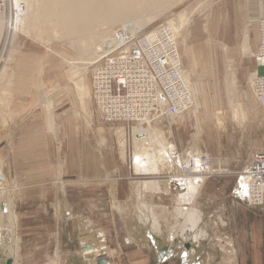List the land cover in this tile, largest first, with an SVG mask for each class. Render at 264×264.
Returning <instances> with one entry per match:
<instances>
[{
	"label": "rangeland",
	"instance_id": "1",
	"mask_svg": "<svg viewBox=\"0 0 264 264\" xmlns=\"http://www.w3.org/2000/svg\"><path fill=\"white\" fill-rule=\"evenodd\" d=\"M37 4L36 1L32 6L36 7ZM245 5V0H179L173 5L170 4L165 10H156V16L148 22L145 28L135 34L137 36L148 33L154 28L165 26L182 11L188 14L183 28H180L181 25L178 22L179 35L177 40L181 64L185 68L184 70L189 71L191 86L193 89L195 87L194 92L197 105L190 113L173 120L170 128L172 143L179 154L184 156L190 153L192 156H189V159L193 157V153L188 148V141L191 135L197 142V149L193 151L194 155H202L203 158L209 157L212 161L208 165L210 169L206 172L204 181L201 183L205 191L212 194L216 192L226 194L223 195V199L221 200L216 198L217 195H213L212 201H207L209 207L204 205L205 200L202 198L203 210H201L203 212H215L218 209H223L226 201L224 197L227 198V201L233 202V204L236 203L237 199L232 194H235L236 190L234 188H236L239 173L248 166L255 153L264 149V107L260 105L249 87V74L251 72L242 81L236 83L234 71L229 69L230 64L225 59L223 65L220 60L219 66L218 61L213 62L212 66H214V69L212 71H209L206 67L208 61L210 62L212 58L216 60L219 57L216 56L217 54L206 56L205 51L208 50L209 53H215L216 50L213 49L219 46L217 45L218 43H225L226 37H232L233 41H235L234 37H237L238 33L240 36L239 43L242 46L244 34L248 31L249 36L247 41H254L256 47L259 37L256 23L258 22V18H260L259 16L261 14L263 16L264 0H254L253 3H248L247 8ZM260 6L263 8L261 9L262 11H259ZM19 7H24V3L21 2ZM16 9L15 0H0V14L3 17L6 16V19L11 16L12 27L9 31V29H6L7 25L5 28L3 23L0 25V76L1 69L4 66L7 67V72L5 76H2V79L12 74V85L6 94V98L9 99L8 110L9 114H11V121L8 124L6 123V126L1 127L2 118L0 116V173L4 174L3 176L6 179L0 187L15 190V194L12 196L15 197L14 203L16 205L14 212L16 215L14 219H8L5 224L6 227L14 225L16 228V246L18 245L19 249L18 246H15V250L17 249V257L15 256V258L20 259L23 255L22 264H47L49 260L44 259L43 252L46 250L50 251V248L53 247L54 240L52 236H56L59 239L62 247L65 245L64 235L66 234V229L64 230L63 226L60 225L66 223L67 220L63 218L61 222L59 221L60 223L57 221L54 224L56 218L52 217L55 216L53 212L61 211V206L58 207L57 204L62 201V197L60 196V200H53L51 198L53 195L55 198L57 196L56 191L60 189V183L55 184V182L59 181V179L67 180L64 188L67 202L85 207L92 206V208L96 209L95 212H99L98 215H103L102 222L98 219L100 218L97 217L98 215L94 219L100 225L107 222V217H109V213L113 210L114 200L111 199L105 184L86 187L83 183L69 181L77 175L82 177L85 174L80 172L77 166L65 169V160L63 158L65 155L63 154L58 157V154L55 152L56 144L58 143L57 138L52 140L51 138H47L44 143L45 147L48 148V153H45L47 165L45 167L36 165L41 164L43 161V142L41 141V137L44 135H40L35 131V123L31 124V117L28 115H44L45 128L53 136H56L58 133V123L61 120H57L56 115H69L68 121H72L74 117L78 119L83 130L81 128V134H79L76 141L70 142L71 148L69 152L66 151L65 153L67 157L68 154L71 156L72 149L75 151L73 152L75 157L80 155V162H84V170L87 173H89V167L92 164V160L89 161L87 157V150L92 147L96 148L97 146L104 149L106 147L104 146L105 143H108L117 152L119 147L116 131L118 128L124 127L126 136L125 157L124 161L121 162V170L119 171L118 191H124L123 189L128 181L145 180L143 184L147 181H152L150 186H157L159 180L155 178L158 176L159 178L168 179V182L170 181L169 183L172 185L175 182L170 180L169 175H166V173L153 170H142L143 172H135L133 170L131 161L133 127L136 126L134 121L119 120L105 122L102 116L100 118L99 115H96L89 95H91L92 91L91 79L93 72L91 66L97 58L93 62L91 61V64H88L84 89L86 93L84 100L86 111H82L69 72V62L78 58L75 53L76 49L66 39L51 38V40H45L36 38L37 28H35L36 30L34 29L32 34H26L22 31V27L16 25V21H19L20 18ZM124 21L114 29L116 30L121 27ZM129 26L132 27L131 25ZM255 47L253 50L251 48L248 52L249 54H244L243 52L242 54L248 55L247 57L253 61L252 53L253 51L255 53L257 50V47ZM11 49H14L15 52L12 56H8ZM76 61L82 62L79 58ZM257 72L258 74H262L263 69L259 68ZM46 90L48 91V99L46 98V100L53 106L52 121L54 127L52 126L51 128H49L45 117L46 109L43 107V102L45 101L44 92ZM237 103L240 104L241 110L246 115L245 122H240L239 118L233 115V108H235ZM208 104L209 113L216 115H204L203 108ZM0 109H2L1 104ZM5 115L9 117V115ZM164 121L167 122V120ZM99 130H102V132H99ZM45 136H47V133ZM104 151L102 153H107V151ZM207 153L209 154L208 156H206ZM51 159L53 161H50ZM222 159H226V161ZM105 160L108 161L107 158ZM115 160V164L118 165L120 160L118 158ZM189 161L190 165H192L191 159ZM72 163L76 162L73 161ZM72 163L70 160V164ZM106 163L113 165V161ZM206 168L208 167H201V169L205 170ZM132 171L137 174H134ZM196 173L195 170H188L184 175L191 176L189 179H192ZM97 175L100 177L104 176V174ZM41 187L45 188L44 191L40 190ZM178 187L181 186L178 185ZM147 190L150 193L152 192V196L157 193V191L152 189ZM38 192L44 198L40 200L36 199ZM150 193L148 194L150 195ZM11 194L12 191L9 195L11 196ZM193 197L190 204L194 201ZM166 200L167 198H165ZM94 204L96 205L95 207H93ZM151 205L150 207H154L155 204ZM246 207L258 213H264V209L250 208L247 205ZM189 209V213L195 211L193 207H189ZM201 210L196 206L195 212L199 213ZM159 211H155L156 218H158L157 213ZM184 211L187 212L188 209L186 208ZM232 212V209L229 208V214H232ZM9 214V216L12 215L11 212ZM45 225L49 231H51L50 228L59 225L56 228L60 229V232L58 230L54 231V233H57L54 235H51L53 232H43V226ZM181 229L183 230L184 228L181 227ZM222 229H225L224 225L221 226L214 223L212 235L208 240H212V245L215 246L221 238L220 242L223 245L227 244L224 247L226 246L225 249L231 254V264H236L233 242L229 237V233ZM110 231L111 240L110 244L108 243L109 263L134 264L130 255L133 248L125 247L123 243L118 242L116 239L113 242V236L116 233L113 232L112 227ZM48 234L51 235L48 237L49 239L47 238ZM199 245L197 256H200L204 251L203 246L199 247ZM218 250L220 251L219 247L213 249L212 256L214 258L212 257V264H219L221 262L222 256L218 255ZM216 251L218 254L214 255ZM3 255L5 254H3L2 248H0V264H4L2 263ZM193 259H189L188 261L187 258L183 259L181 257L177 261L179 262L178 264H203V262L208 264V259L206 261L203 257H199L197 263Z\"/></svg>",
	"mask_w": 264,
	"mask_h": 264
},
{
	"label": "crops",
	"instance_id": "2",
	"mask_svg": "<svg viewBox=\"0 0 264 264\" xmlns=\"http://www.w3.org/2000/svg\"><path fill=\"white\" fill-rule=\"evenodd\" d=\"M253 2L254 0H245V7L247 8L248 3ZM237 35V37H234L235 41H233L232 37H226V44L222 42L218 43L217 45L219 46L213 49L216 50L217 53H209L208 50L205 51L206 56H213L217 54L216 56L219 57L216 58V60H213L212 58L210 62L208 61L206 63V67L208 68V70L212 71L214 69V66H212L213 62L218 61L219 66V60L223 65V61L225 59L226 62L230 64V70L234 71V79H236V83L242 81L246 75L257 69L256 63L253 58L254 51L252 53V58L254 61L253 64L252 59L247 57L248 55L242 54L243 49L241 44L239 43L240 36L238 33ZM249 46L250 50L251 48L253 50L255 47V42L249 40ZM227 59H229L230 61ZM208 107L209 104L205 105V107L203 108L204 115L212 114L209 113ZM28 116L31 117V124L35 123V131L40 135H44L41 137V141L43 142V161L41 164L36 165H41L44 167L47 165V161H45V153H48V148L45 147L44 143L46 142L47 138H51V140L57 138L58 143L56 144L57 147L55 148V152L58 154V157L62 156L63 154L65 155V157H63L65 160V169H68L71 166H77L79 167L80 172H83L85 174V176L82 177L77 175L74 179H71L69 181L83 183V185L86 187H89L90 185L105 184L108 188V193L111 199L114 200L113 210H111V212L109 213L107 222L100 225L96 220H94L96 219V216L99 214V212H95L96 209L92 208V206L85 207L74 203L69 204L67 202L66 192L64 191V188L66 186L65 182H67V180L64 181L59 179V181L55 182V184L58 182L60 183L59 187L61 190L58 188L59 191H56L57 196H55L54 198L53 195L51 196V198L53 200H60V196L62 197V201L58 202L57 204L58 207L61 206V211H58L56 213L53 212L55 216L52 217L56 218V222L54 224H56L57 221L61 222L63 218L67 220L66 223H62V225H60L63 226L64 230L66 229V234L64 235L65 245L64 247H62L60 245L59 239H57L56 236H52L54 240L53 247L50 248V251L46 250L43 252L44 259L49 260V263L47 264H110L108 256V243L110 244L111 240V227L113 229V232L116 233V237L113 236V242L114 239H116L118 242L123 243L125 247L133 248L130 255L133 259L134 264H178V261L181 257L183 259H192L193 257V260H195L196 263L199 257H203L206 261L207 259L211 261L213 254V245H211L212 240L208 239L212 235L214 223L216 225H224L225 229L222 230L229 233V237L233 242L232 244L234 247L236 264H264V213H258L257 211L248 209L246 205H242L243 203L241 204L239 201H237L238 199L235 197L234 193L232 195L237 199L235 201L236 203L234 202L235 204H233V202L227 201V198L224 197V200L226 201L223 205V209H218L215 212H203V204L201 202L202 198L205 200L204 205H207L209 207V203H207V201H212L213 195H217L216 198L221 200L223 199V195L226 194L223 192H216L215 194H212L208 191H205L204 187L201 184L200 191L193 197V203L177 208L175 199L177 193H179V191H182L181 188L177 186L175 187L172 184L169 185L167 183V179L159 178V176L155 179L159 180L163 192L160 191L158 193H155L154 196H152V192L150 193V191H148L147 189L144 190L143 188H141V184H143L145 180L128 181L125 185V188L123 189L124 191H118V176L119 171L121 170V162L124 161V158L120 157L119 151L116 152L115 149H113L108 143H105L104 146L106 147L104 149L100 148V146L88 149L87 157L89 161L92 160V164H90L89 173H87L86 170H84V162H80V155H77L75 157L73 155V152L75 151H73L72 149L71 156L70 154H68L67 157L65 153L66 151L69 152L71 148L70 142L73 140L76 141L79 134H81V128L83 130V127H81L80 121L78 119L74 117L72 121H68L67 118L69 115H56L57 120H61L58 123V133L56 134V136H53L45 128L44 115ZM99 132H102V130H99ZM46 133L47 136H45ZM196 143V139H194L193 136L191 137L190 135L188 141V148L190 152H193L195 151V149H197ZM103 150L107 151V153H102ZM106 158L108 159V161L105 160ZM117 158L120 160L118 162V165L115 164V159ZM70 160L71 163L73 161H75L76 163L70 164ZM222 160L226 161V159ZM50 161H53V159H51ZM112 161L113 165H109L106 163ZM102 168H104L103 171H101ZM132 172L134 173V171ZM97 174H104V176L100 177ZM3 180H6L4 176ZM44 189V187L40 188L41 191H44ZM148 193H150V195ZM36 197V199L38 200L44 198L43 195L40 194V192H38V195ZM165 198H167L166 201L169 202H166ZM195 200H197L198 205ZM143 203H154L155 205L160 206L158 207L160 211L157 213V229H160V231H154V225L152 224L151 218L149 220H146V218H144L147 212L145 210L147 205H145V209H143ZM140 204L142 205L141 209H143L141 211L136 209L138 207L136 205ZM95 206L96 205L94 204L93 207ZM187 206L195 208V211L196 206L199 210L202 209L199 212V215L203 218L199 220V225L198 223L194 222L186 224L182 223L183 218L182 216H180L181 213H179V211H184ZM229 208L232 209V214H229ZM150 211H153L155 213V208L150 207ZM67 212L69 213V216H64ZM97 217H100L98 219L102 222L103 215H98ZM104 221H106V219H104ZM175 221L177 222V224ZM173 223L177 225L176 226L174 224V226H176V229L174 228ZM203 225L205 226L203 227ZM55 226L58 227L59 225ZM56 227L50 228L51 231H49L48 229H46L47 227L45 225L43 226V232H53L51 235L57 234L54 233V231L58 230V232H60V229H57ZM180 227H183L184 229L182 230ZM198 230L204 231L205 235H200L198 238ZM99 232H101L102 234ZM157 234L158 236L156 237L155 235ZM175 234L177 236H175ZM51 235L48 234L47 238ZM198 240L200 241L199 246L202 245L204 247V251L202 252L201 256H197L198 253L196 251L198 250ZM182 248L185 249L182 250ZM208 257L211 258L209 259ZM22 259L23 255L20 259H16V264H22ZM164 259L166 261H164Z\"/></svg>",
	"mask_w": 264,
	"mask_h": 264
},
{
	"label": "bare ground",
	"instance_id": "3",
	"mask_svg": "<svg viewBox=\"0 0 264 264\" xmlns=\"http://www.w3.org/2000/svg\"><path fill=\"white\" fill-rule=\"evenodd\" d=\"M36 1L38 3L37 6L33 7L32 5ZM178 1L179 0H15L16 7H17L16 10L20 15L19 21H16V25L18 27L19 26L22 27L23 28L22 31H24L26 34H32L34 32V29L37 28L38 32H36L35 34L36 38L45 39V40L46 39L51 40V38H58L60 40L66 39L69 44L74 46V49H76L75 53L78 56V58L82 60V62L81 61L80 63L77 62L76 59L78 58H76L74 61L69 62L70 78L73 81L76 94H77V98L80 101V109L82 111H86L84 107V100L86 98V93L84 89H85V77H86V72L88 69V64L91 61L93 62L97 58L96 59L97 61L95 60V62L92 64V66L93 65L95 66L98 63L100 57L107 55V53L109 52H112L113 48L115 49V46H116L115 34L120 32V29H125L129 35H134L140 32L143 28H145L148 22L151 21L156 16L157 14L156 10L158 11L165 10L170 4L173 5L174 3ZM21 2L24 3V7H19ZM261 9L263 8L260 6L259 11H262ZM187 16L188 14H185L183 11L180 12L175 18H172L167 23V25L165 26V29L168 31V34L172 37V40L174 39V42H173L174 46L175 44L177 45L173 60L176 66L178 67V78L180 80L181 85L186 90L187 100L190 103H192V105L188 107L185 112H183L184 107L182 108L181 106H178V111L175 114H173L169 112L170 104H166V106L164 107V115L161 114L162 116H159L157 117V119H153L152 121L148 120L146 115H142V117L145 118V121L140 119L137 121L136 126L133 127V143H132L133 150H132V161H131L132 162L131 166H133V170L135 172H141L142 170L158 171V172L166 173V175L168 174L170 180H173L175 182L173 184L175 187L176 186L178 187L179 184H183V186L180 187L183 191H179L175 199L177 203L176 206L179 208L182 207L183 205L190 204V202L192 201L191 198L194 196V194L198 192L201 186V183H203L204 181L205 174H207L206 172L203 173L199 171L196 174H194L192 179H189V177L191 176L188 177L187 175H184L185 172L182 169V165L188 164L189 156H192V155H190V153L184 156L179 154L176 151V148L174 147L172 140H171L170 124L172 123V121L183 116L184 114L186 115L190 113L197 105L195 92H194L195 87L193 89V87L191 86L192 83H190L189 71L184 70L185 68H183L181 64L179 44L177 40L178 35H179L178 22L181 25L180 28H183V25L186 22L185 20H187ZM261 16L262 14L259 16L260 18H258L257 25L261 19ZM123 21L124 23H122V26L115 30L114 28H117V26L121 24V22ZM2 23L4 24V28L7 25L6 29L7 30L9 29V31L11 30L12 28L11 27V16H9L8 19H6V16L3 17L2 14H0V25ZM128 24L131 25L132 27H130ZM154 29L153 31L150 32V37L152 38L154 37V35L157 34V31H154ZM248 36H249L248 31H246L244 34L243 44H242V49H243L244 54H249L248 52L250 51L249 42L247 41ZM156 41L157 40H148L149 45H150V49L148 52H150L151 59H154V57H152L151 55L152 54L151 46L154 45ZM156 47L159 49L158 45ZM14 52L15 50L11 49L8 53V56H12ZM156 57L157 55L155 56V58ZM253 58H254V54H253ZM258 69L259 67H257V69H255L249 75L250 76L254 75V72H257ZM1 70L2 71H1V76H0V104L2 106V109H0V116L2 118L1 127H3V126H6V123L8 124L11 121V118H10L11 114H9V110H8L9 99L6 98V94L8 93L10 86L12 85V79H11L12 74L11 76L9 75L8 77L7 75V77L2 79V76H5V73L7 72V67L4 66L2 67ZM231 81H232V77H231ZM44 96H45V99H44L45 101L43 100L44 101L43 107H45L46 109L45 117L49 125V128H51L53 126V121H52L53 106L50 102H48V100H46V98L48 99L47 90L44 92ZM89 98H90V101L92 102L91 95H89ZM233 109H234L233 115L238 117L240 122H245L246 115H244V112L241 110L240 104L237 103L235 105V108ZM5 114L9 115V117L6 116ZM164 120H167V122H165ZM240 124H243V123H240ZM245 127L243 128L245 129ZM124 130H125L124 127L123 128L120 127L116 131V137H117V142H118V147H119V150H118L119 155L120 157H123V158L125 157V144H126L125 143L126 136H125ZM192 153H193V157H190V159L191 158L194 159L193 169L198 170L199 169L198 167H200V165L202 164V160L200 159L202 155L196 156L194 155V152ZM208 155L209 154L207 153L206 156ZM211 163L212 161L208 159V165ZM4 182L5 180H3V176L0 173V185H2ZM169 182L167 179V183L171 185ZM151 183L152 181H147L143 185H141V188L152 189L154 191H157V193L162 191L160 182L157 186H150ZM243 185L246 188L248 187V184L246 182H243ZM11 191H12V194L10 196L9 193ZM237 191L238 192L236 194L237 195L241 194L243 197L249 194V193H245V191L242 188L239 189V187ZM251 193H254V192H251ZM14 194H15V190L13 189L10 190L7 188L0 187V203H4L5 205L4 206L5 211L0 210V216H1L0 248H2L3 254H5L3 255V258H2V263L4 264L6 262V259H11V264L12 263L16 264V258H15L16 252H17V249L15 250V246L17 242L16 228L14 227V225L9 226V227H6L5 225L8 219H14L16 215V213L14 212L15 205H16L14 203L15 197L12 196ZM145 205H147L146 209H145ZM136 206H138L136 209L140 211L143 209L147 211L144 218H146V220H149L151 218L152 224L154 225L153 226L154 231L155 230L160 231V229H157L158 218H156V213H154L153 211L152 212L150 211V206L152 205L143 203V206L141 204L136 205ZM141 206L143 209H141ZM154 208H155V211L160 210L158 206L154 205ZM187 209H188L187 212L179 209L180 210L179 213H181L180 216H182L183 218L182 223L183 224L193 223V222L198 223L199 220L202 218L199 215V213L195 211L189 213L190 209L188 206H187ZM10 212L12 214L11 216H9ZM64 216H69V213H65ZM174 224L175 223H173V226ZM176 226H174V228ZM153 229H150V230H153ZM198 232H199V235H198ZM198 232H197L198 236L205 235L204 231L202 230L200 231L198 230ZM155 236L157 237L158 234ZM221 240L222 239L220 238L217 241L219 245L216 243L215 246L213 245L214 247H212V249H215L217 247H219L220 249V251L218 250L219 254L216 251L214 252V255L218 254L219 256H222V259L220 258L222 264H231V260H232L231 254L230 252H228V250L225 249L226 246L224 247L226 243L223 245L222 242H220ZM184 249L182 248V250ZM164 261L166 260L164 259ZM188 261H189V258H188ZM209 261L210 260H208L207 262L208 264L213 263ZM203 264L205 263L203 262Z\"/></svg>",
	"mask_w": 264,
	"mask_h": 264
},
{
	"label": "built area",
	"instance_id": "4",
	"mask_svg": "<svg viewBox=\"0 0 264 264\" xmlns=\"http://www.w3.org/2000/svg\"><path fill=\"white\" fill-rule=\"evenodd\" d=\"M165 26L155 28L157 34L153 38L150 37L151 31L135 36L120 29L115 34V49L100 57L98 63L91 67V100L96 115L102 116L105 122L123 120L136 124L140 119L145 121L142 115L152 121L164 115L166 104H170L169 112L173 114L178 111V106L184 107L185 112L192 105L187 100L186 90L178 78V67L173 60L177 45L174 46V39ZM257 27L259 37L254 59L263 73L254 72L249 78V87L260 105L264 106V14ZM148 40H157L151 46L154 59L150 58L148 52ZM200 159L202 164L198 170L193 169L192 158V165L190 161L183 164L185 174L188 170L207 172L209 157L202 156ZM203 166L208 168L201 169ZM243 182L248 184L247 188ZM237 186L249 194L245 197L237 195ZM235 190L239 202L250 208L264 209V149L255 153L248 166L239 173Z\"/></svg>",
	"mask_w": 264,
	"mask_h": 264
},
{
	"label": "water",
	"instance_id": "5",
	"mask_svg": "<svg viewBox=\"0 0 264 264\" xmlns=\"http://www.w3.org/2000/svg\"><path fill=\"white\" fill-rule=\"evenodd\" d=\"M4 203H0V210L5 211ZM5 264H11V259H6Z\"/></svg>",
	"mask_w": 264,
	"mask_h": 264
}]
</instances>
